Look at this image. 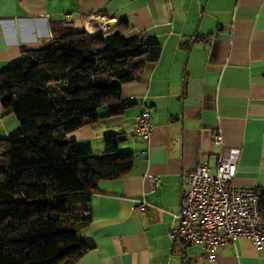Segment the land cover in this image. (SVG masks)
<instances>
[{
	"label": "crops",
	"instance_id": "obj_1",
	"mask_svg": "<svg viewBox=\"0 0 264 264\" xmlns=\"http://www.w3.org/2000/svg\"><path fill=\"white\" fill-rule=\"evenodd\" d=\"M66 13L74 30L102 33L127 20L128 39L162 45L142 79L123 84L120 103L129 107L111 114L103 105L96 124L68 134L96 153L117 134L119 150L136 154L127 174L92 193L91 219L79 231L91 248L76 264H264V248L245 236L211 262L202 245L169 234L184 173L202 159L216 167V129L226 146L241 148L235 183L264 191V0H0V72L66 30ZM144 103L154 107L149 141L134 131ZM19 129L0 98V141ZM142 195L146 213L134 209Z\"/></svg>",
	"mask_w": 264,
	"mask_h": 264
},
{
	"label": "trees",
	"instance_id": "obj_2",
	"mask_svg": "<svg viewBox=\"0 0 264 264\" xmlns=\"http://www.w3.org/2000/svg\"><path fill=\"white\" fill-rule=\"evenodd\" d=\"M121 20L102 33L66 29L0 72V98L20 129L0 141V264H76L91 248L80 237L103 180L127 174L134 151L117 134L103 153L83 150L68 134L96 124L98 110L121 104L124 83L139 81L162 45L126 37ZM264 220V191L260 198Z\"/></svg>",
	"mask_w": 264,
	"mask_h": 264
},
{
	"label": "built area",
	"instance_id": "obj_3",
	"mask_svg": "<svg viewBox=\"0 0 264 264\" xmlns=\"http://www.w3.org/2000/svg\"><path fill=\"white\" fill-rule=\"evenodd\" d=\"M71 15L65 14L66 29L73 28ZM153 108L150 103H144L135 117L134 131L143 141H149L152 136ZM212 141L219 147L216 167L212 169L209 160L202 159L194 169L184 173L182 206L169 234L174 239L182 238L187 244L202 245L208 260L215 262L221 247L235 243L242 236L248 237L257 249L264 248V220L260 215L263 190L234 181L241 148L226 146L220 128L213 131ZM150 178L152 189H157L160 178ZM136 201V211H148L150 203L145 195Z\"/></svg>",
	"mask_w": 264,
	"mask_h": 264
},
{
	"label": "rangeland",
	"instance_id": "obj_4",
	"mask_svg": "<svg viewBox=\"0 0 264 264\" xmlns=\"http://www.w3.org/2000/svg\"><path fill=\"white\" fill-rule=\"evenodd\" d=\"M140 213H142V212H140ZM144 213H146V212H144Z\"/></svg>",
	"mask_w": 264,
	"mask_h": 264
}]
</instances>
